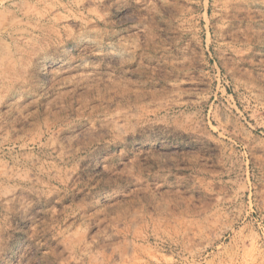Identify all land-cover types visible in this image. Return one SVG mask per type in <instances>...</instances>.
Returning <instances> with one entry per match:
<instances>
[{
	"label": "rangeland",
	"instance_id": "obj_1",
	"mask_svg": "<svg viewBox=\"0 0 264 264\" xmlns=\"http://www.w3.org/2000/svg\"><path fill=\"white\" fill-rule=\"evenodd\" d=\"M0 264H264V0H0Z\"/></svg>",
	"mask_w": 264,
	"mask_h": 264
}]
</instances>
